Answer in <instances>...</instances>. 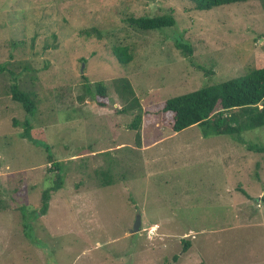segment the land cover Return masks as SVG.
<instances>
[{"label":"rangeland","instance_id":"rangeland-1","mask_svg":"<svg viewBox=\"0 0 264 264\" xmlns=\"http://www.w3.org/2000/svg\"><path fill=\"white\" fill-rule=\"evenodd\" d=\"M165 14L172 27L127 22ZM261 67L264 0L208 11L191 0H0V264H264V153L247 147L263 130L202 137L156 122L163 101ZM81 76L91 91L104 83L107 108ZM119 78L139 104L137 130L113 91ZM13 84L48 151L21 138Z\"/></svg>","mask_w":264,"mask_h":264},{"label":"trees","instance_id":"trees-1","mask_svg":"<svg viewBox=\"0 0 264 264\" xmlns=\"http://www.w3.org/2000/svg\"><path fill=\"white\" fill-rule=\"evenodd\" d=\"M197 11H208L212 8L226 6L235 3H245L251 0H191ZM130 26L140 31L159 30L172 27L174 24L170 14L154 17L129 18ZM176 47L190 54V48L181 41ZM112 53L119 64L125 65L131 57L125 48H115ZM85 93L102 109L107 108L108 98L104 83L96 82L93 91L89 89L88 82L81 76ZM117 98L123 103V108L130 112H137L133 116L130 128L137 130L143 126L139 104L132 88L125 78L115 79L111 83ZM11 100L20 104L26 117L21 124V138L31 142L32 145L48 151L49 147L43 139H33L30 134L29 117L32 116L33 103L27 93L20 91L16 85L9 89ZM121 110V109H120ZM159 114L162 118H156L164 128L172 133H178L191 126L199 127L202 137L228 136L233 139L239 137L243 131L261 128L264 132V67L252 69L244 76L233 78L219 84L204 86L195 91L175 96L163 101ZM151 122V121H150ZM138 136L137 134L135 135ZM257 153H264V142L260 145L247 146ZM52 168L57 172L58 165L52 163ZM61 180L56 173L54 185L42 192L41 204L38 214L44 215L48 206V192L61 187ZM242 194H245L242 192ZM264 202V198L261 199ZM202 264V263H198Z\"/></svg>","mask_w":264,"mask_h":264},{"label":"water","instance_id":"water-1","mask_svg":"<svg viewBox=\"0 0 264 264\" xmlns=\"http://www.w3.org/2000/svg\"><path fill=\"white\" fill-rule=\"evenodd\" d=\"M139 225H140L139 217L136 216L130 233L131 234L137 233L139 231Z\"/></svg>","mask_w":264,"mask_h":264}]
</instances>
